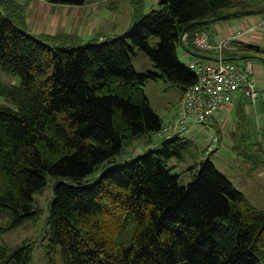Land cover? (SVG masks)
Here are the masks:
<instances>
[{"label": "trees", "instance_id": "obj_1", "mask_svg": "<svg viewBox=\"0 0 264 264\" xmlns=\"http://www.w3.org/2000/svg\"><path fill=\"white\" fill-rule=\"evenodd\" d=\"M3 1L0 69L19 84L0 82V233L39 218L35 196L51 176L59 180L49 207L48 264L58 252L63 264H264V210L254 208L210 158L188 169L196 173L193 182L179 184L169 164L188 156L192 141L185 137L164 140L84 184L127 145L162 128L147 82L168 80L182 94L196 83L179 48L195 49L202 32L211 41V24L262 11L264 0H160L148 14L143 0H132L127 32L86 43L73 35L30 33L25 6ZM90 1L47 0L63 6ZM236 44L260 58L253 54L259 47ZM136 50L155 70L136 71ZM234 55L223 60L238 64ZM241 135H234L232 149L250 164L244 150L251 143ZM33 252L29 241L0 245V264H31Z\"/></svg>", "mask_w": 264, "mask_h": 264}, {"label": "rangeland", "instance_id": "obj_2", "mask_svg": "<svg viewBox=\"0 0 264 264\" xmlns=\"http://www.w3.org/2000/svg\"><path fill=\"white\" fill-rule=\"evenodd\" d=\"M12 1L16 4H21L20 2L22 1L23 4L21 5L24 6H26V2H29L27 0ZM37 1L39 2L40 0ZM95 1L97 0H92L87 4L90 5V3H94ZM129 1L130 0H121L120 2L117 0V3H115V8L119 9L117 13L118 18L115 36L123 35L133 24L131 23L130 19L134 9L128 5ZM0 2H3V5L6 3L3 0H0ZM158 8L159 4L157 3L146 4L144 14H148L152 10H157ZM1 10L2 8H0V11ZM26 15L27 10L25 14L26 21L29 17L27 23H29L30 30H33L36 23L39 22L41 23L40 25L45 24L44 22L48 12L43 11L42 13L36 12L34 15L32 13H29V16ZM234 18L240 17H233L230 19L221 20L219 22L228 21ZM128 23H131V25H129L130 27L126 26ZM30 30L29 32L31 33ZM32 34L34 33L32 32ZM41 35L56 36L49 33ZM64 35L76 36L75 34ZM178 53L182 63H184V65L187 67L188 61L181 57V48H179ZM132 62L136 71L139 73L155 70L153 62L139 50H136V55L132 57ZM262 62H264V60ZM0 82L6 85L19 84L18 79L7 75L1 69ZM144 90L150 100L152 108L159 115L163 124L166 125L170 120H172L178 111L181 93L179 88L168 80L160 79L157 81L147 82ZM3 103H5V101L2 97H0V104ZM256 104H258L257 109L253 115H251V117H254V119L257 121V126L262 127V129H260V133H256V139H254V137L252 138V142H250V148L246 146L244 150L246 153L245 156H248L247 159L251 161L250 164H248L242 157L238 156L232 149L233 145H230L231 141L228 139V135H217L216 131L217 140L213 141L212 135L208 128L194 129L185 136L186 139L192 141V146L190 147V151L186 159L184 161L175 159L169 164L170 166H175L172 172L175 175H179V184L181 186H187L189 183L193 182L195 178V171L188 170L190 167L196 165L201 160L210 158L216 165L218 171L223 174L235 186L236 189L244 194L248 202L254 208L264 210V162H262L261 158L258 156L264 155V96L261 97V99H258ZM250 105V102L247 101V105L245 106L246 111H253ZM241 133L242 132H239V138ZM158 142L160 141L153 137H144L135 140L124 148L123 154L121 156H118L114 161L103 165L96 173L89 176L84 181V184H92L99 178L101 172L104 171L106 167L123 165L127 160L137 158L138 156L148 152L150 150L146 149L148 144L153 145ZM47 179L48 185L46 189L35 196L36 207L40 211L39 218L36 221L27 222L15 230L0 233V245L15 247L21 245L24 241L31 242L34 246L33 261L31 264H48L45 257V245L47 244V236L50 233L48 225V218L50 215L49 207L53 197L52 186L59 179L53 178L51 176H48ZM0 226H5L4 220L0 219ZM54 263L63 264L61 254L59 252L54 255Z\"/></svg>", "mask_w": 264, "mask_h": 264}, {"label": "crops", "instance_id": "obj_3", "mask_svg": "<svg viewBox=\"0 0 264 264\" xmlns=\"http://www.w3.org/2000/svg\"><path fill=\"white\" fill-rule=\"evenodd\" d=\"M27 1L29 2L25 3V7H27L26 10L28 16L29 13L34 15L36 12H48L44 22L45 24L40 25L41 23L38 22L34 26L33 30H30L29 23H27L28 29L35 35L46 33L53 35L75 34L81 38L83 43L89 42L93 39H99L102 41L107 38H114L116 35L115 31L118 18L117 13L119 11V9L115 8L117 0H97L94 3H90V5L86 4L83 6L52 5L46 0H40L39 2L37 0ZM118 1L121 2V0ZM159 2L160 0H143L144 9L146 4H159ZM20 3L23 4L22 1ZM128 5L132 7V0L128 2ZM263 19V14L255 13L228 21L215 22L210 25L209 29V33L211 35L210 42L213 46H216L222 41L233 38L240 31L244 32L251 28H255L253 31L247 32L243 37L234 39L230 43L229 48L226 49L230 52L225 56L224 50L222 57L223 59L225 57H233L236 53L239 54L236 58L238 64L251 65L254 78L256 79L258 85L259 99L264 96V62H262L264 60V26H261ZM28 20L29 17L27 18V21ZM130 20L131 23H133L134 12ZM131 23H128L126 26L130 27L129 25H131ZM183 41L186 43V38ZM236 43L259 47L260 52H255L253 54L260 58L255 59V56H252L250 52L244 55V53L239 50ZM191 50L192 51L183 47L181 57L189 61L192 57H196L200 54L197 53L193 47ZM202 55L209 60H216L220 57V53L216 49H211ZM181 99L182 93H180V102ZM246 105L247 100L243 97V93L240 91L236 94L234 103L216 119V131L218 130L217 135H228V139L231 141V146L234 145V135H238L239 132H242L243 135L245 134L247 136L246 139L249 142H252V138L254 137V139H256V133H260V129H262V127L257 126V121L254 117H251V115H253L256 111L258 104L250 105L253 111H246ZM159 143L160 142L153 145L148 144L146 149H152L153 147L158 146Z\"/></svg>", "mask_w": 264, "mask_h": 264}, {"label": "built area", "instance_id": "obj_4", "mask_svg": "<svg viewBox=\"0 0 264 264\" xmlns=\"http://www.w3.org/2000/svg\"><path fill=\"white\" fill-rule=\"evenodd\" d=\"M262 14L264 17V5ZM264 26V19L261 23ZM240 31L233 38L220 42L213 46L207 32L196 35L193 45L200 54L188 61V67L195 73L197 81L187 88L176 115L166 125L153 134V138L160 142L185 137L197 128H208L213 141H216V119L234 103L235 96L242 92L244 97L252 105L259 99L257 81L253 75L250 64L239 65L223 60L222 53L229 48L230 43L243 37L247 32ZM186 36L182 40H185ZM216 49L220 57L209 60L202 54Z\"/></svg>", "mask_w": 264, "mask_h": 264}, {"label": "water", "instance_id": "obj_5", "mask_svg": "<svg viewBox=\"0 0 264 264\" xmlns=\"http://www.w3.org/2000/svg\"><path fill=\"white\" fill-rule=\"evenodd\" d=\"M255 13H258V14H261L262 11H247V12H243L241 14H238V13H233V14H229V15H225L223 17H221L220 19L218 20H226V19H230V18H233V17H243V16H247V15H251V14H255ZM196 24H208V22H203V23H193L191 24L189 27H187L185 29V33L187 32V30L193 26V25H196Z\"/></svg>", "mask_w": 264, "mask_h": 264}]
</instances>
